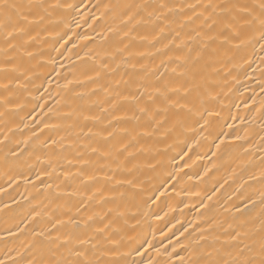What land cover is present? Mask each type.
<instances>
[{
    "label": "bare ground",
    "instance_id": "obj_1",
    "mask_svg": "<svg viewBox=\"0 0 264 264\" xmlns=\"http://www.w3.org/2000/svg\"><path fill=\"white\" fill-rule=\"evenodd\" d=\"M225 2L31 0L26 31L0 33L3 264L258 249L264 40L258 24L228 43L209 28L229 13L205 6ZM230 2L260 13L261 0Z\"/></svg>",
    "mask_w": 264,
    "mask_h": 264
},
{
    "label": "snow or ice",
    "instance_id": "obj_2",
    "mask_svg": "<svg viewBox=\"0 0 264 264\" xmlns=\"http://www.w3.org/2000/svg\"><path fill=\"white\" fill-rule=\"evenodd\" d=\"M35 6L31 0L29 3L25 4L23 0H0V33L3 34L6 41L9 43L15 38L18 33H24L26 31L25 25L30 23L28 20V15L25 9H31ZM56 5H50V7H55ZM260 13L255 15L253 10L247 6H239L236 3H231L230 0H226L225 4H208L205 6L206 9H212L213 13L219 8L222 12L229 13V15L223 20H217L212 16L206 17L209 20L208 27L219 24L220 31L219 35L224 36V41L226 43L231 41L232 37L239 38L242 32L246 28H250L256 24L259 25L260 39L264 40V0L260 3ZM235 9V11H233ZM246 15H241V14ZM227 30L229 35L225 36L224 31ZM208 39H214V37H208ZM243 42V41H241ZM264 47V45H262ZM144 111V109H141ZM95 151V149H93ZM239 236H233L232 239L235 240ZM87 241H82L86 243ZM247 250V252H246ZM77 255H84L78 252ZM0 264H3L0 261ZM78 264H99V261L88 260L87 258L78 262ZM210 264H264V238L261 239L258 249L250 248L245 245L244 249H240L236 258L232 260H225L220 262H210Z\"/></svg>",
    "mask_w": 264,
    "mask_h": 264
}]
</instances>
